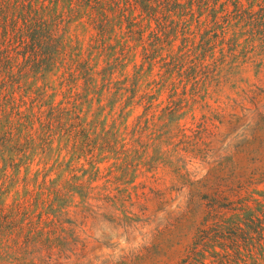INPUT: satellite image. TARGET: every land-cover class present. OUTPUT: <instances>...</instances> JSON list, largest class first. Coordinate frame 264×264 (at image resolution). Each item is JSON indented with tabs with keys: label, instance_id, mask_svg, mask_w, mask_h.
I'll return each instance as SVG.
<instances>
[{
	"label": "rangeland",
	"instance_id": "1",
	"mask_svg": "<svg viewBox=\"0 0 264 264\" xmlns=\"http://www.w3.org/2000/svg\"><path fill=\"white\" fill-rule=\"evenodd\" d=\"M221 2L229 14L218 17L225 40L221 43L215 33L214 60H185L181 76L173 71L160 94V83L151 84L152 90L146 86L159 78V62L150 73L145 70L137 97L125 107L113 89L87 94L79 81L82 114L96 133L107 131L110 146L100 153L98 138L90 145L96 146L93 158L79 151L71 155L67 148L60 154L37 148L9 187L0 178V207L17 203L26 190L38 196L44 191V198L50 187L86 188L89 206L74 192L66 208L70 222L53 224L35 215L32 223L13 227L11 247L0 264H178L196 237L202 245L192 264H215V236L220 233L240 246L229 264H250L242 247L251 233L243 211L248 205L264 217V0H241L239 11L234 0H215L217 16ZM202 3L193 4L197 14ZM206 11L201 19L210 23ZM94 32L74 21L67 34L87 44ZM107 36L114 43V33ZM178 44L180 40L174 46ZM94 61L104 65V60ZM141 61L125 60L124 74L113 79L132 77L133 64ZM47 80L58 86L57 75L49 74ZM147 91L157 95L149 109L137 101ZM171 100V109L178 108L173 116L163 110ZM88 159L100 168L89 183L96 167ZM106 195L114 197L107 200ZM77 203L78 208L73 206ZM237 213L242 216L235 217ZM219 216L227 218L221 229L215 225Z\"/></svg>",
	"mask_w": 264,
	"mask_h": 264
},
{
	"label": "trees",
	"instance_id": "2",
	"mask_svg": "<svg viewBox=\"0 0 264 264\" xmlns=\"http://www.w3.org/2000/svg\"><path fill=\"white\" fill-rule=\"evenodd\" d=\"M200 1L204 9L199 5L197 14L193 4ZM220 6L222 12L217 16L215 0L211 3L209 0H0L1 185L8 181L9 187L14 182V175L20 172L37 148L42 153L55 150L59 154L67 148L71 155L79 151L93 158L96 146L91 148L90 145L99 138L102 153L110 146L107 131L102 129L96 133L92 124L86 121V113L82 114L77 91L79 81L82 80V90L87 94L113 89L112 94L117 100H124L125 107L137 97V83L145 70L151 71L159 62V78H152L146 86L152 90L151 84L157 87L160 83L156 88L160 94L173 71L181 76L185 60H207V56L214 60L215 33L221 43L225 40V25L218 17L229 14L225 2ZM242 7L241 0H234L235 11ZM205 11L211 16L210 23L201 19ZM74 21L95 30L87 44H83L78 35L67 34L69 24ZM210 30L212 36H209ZM109 32L114 33V43L110 42L111 36L106 37ZM177 40L180 44L174 46ZM222 51L221 48L223 55ZM93 60H104V65L99 66ZM125 60L142 61L133 64L132 77L114 80L116 73L124 74L128 64ZM49 74L57 75L58 86L47 80ZM169 85L175 90L174 81H169ZM57 94L61 95L58 101L55 100ZM155 94L139 93L137 101H145V109H149L157 97ZM172 104L173 100L163 110L173 116L178 108L172 110ZM53 143H56L55 148ZM88 161L96 167L94 159ZM8 170L12 172L8 173ZM99 171L100 168L96 167L94 176H90L87 182L95 179ZM47 190L44 198H40L44 191L38 196V193L26 190L24 198H19L17 203L7 209L0 207V257L5 256L7 248L11 247L12 228L32 223L35 215L39 220L53 224L70 222L66 217L69 209L66 208L71 205L74 192L81 196L83 206H89L86 188L83 191L66 187ZM113 197L104 196L107 200ZM73 206L78 208L80 205ZM37 208L45 209L35 213ZM243 213L247 215L245 225L251 233L243 240L242 247L251 259L250 264H263L264 217H259L248 205ZM241 216L235 214V217ZM218 218L215 225L218 229L224 228L227 218ZM12 241L18 244V236ZM201 245L200 238L196 237L178 264H192ZM239 252L236 239L229 240L223 233L215 236V264H229L233 254Z\"/></svg>",
	"mask_w": 264,
	"mask_h": 264
}]
</instances>
